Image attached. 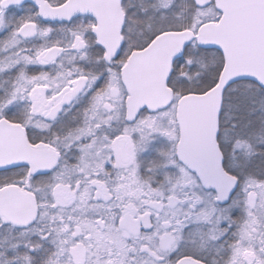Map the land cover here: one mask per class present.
I'll list each match as a JSON object with an SVG mask.
<instances>
[{"label": "snow or ice", "instance_id": "6c2138e0", "mask_svg": "<svg viewBox=\"0 0 264 264\" xmlns=\"http://www.w3.org/2000/svg\"><path fill=\"white\" fill-rule=\"evenodd\" d=\"M0 264H264V0H0Z\"/></svg>", "mask_w": 264, "mask_h": 264}]
</instances>
